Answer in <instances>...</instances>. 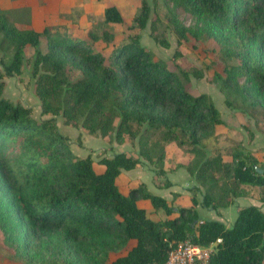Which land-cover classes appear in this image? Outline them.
I'll return each instance as SVG.
<instances>
[{"label":"trees","instance_id":"1","mask_svg":"<svg viewBox=\"0 0 264 264\" xmlns=\"http://www.w3.org/2000/svg\"><path fill=\"white\" fill-rule=\"evenodd\" d=\"M168 1L167 17L179 39L191 33L216 44L224 67L223 73H214L213 83L224 104L247 116L225 97L230 93L264 114V0ZM178 8L191 14L196 25L185 27L174 12ZM151 15V4L141 0L129 29H145ZM122 22L118 8L106 6L101 31L93 26L81 37L65 28L39 32L19 27L0 8V51L9 50L10 56L6 61L0 55L4 244L27 263L59 257L64 264H147L163 263L170 247L185 238L201 245L221 238L210 264H264V212L259 207L240 208L231 227L202 217L197 209L220 213L246 184L257 187L264 200V173L256 171L264 169V161L241 142L208 150L204 140L219 137L215 129L225 121L211 96L188 89L190 76L200 79L203 73L169 69L142 45L140 34L114 44L109 24ZM151 27L153 38L168 48L169 41L156 35L153 19ZM27 46L34 50L30 73L40 119L32 118L30 107L3 96L5 78L22 72ZM58 115L87 135L129 144L133 153L101 156L104 169L97 172L91 154L71 151L70 139L57 126ZM248 132L252 136L249 127ZM171 145L189 157L183 166L193 189L201 192L200 201L193 195L190 206L174 205L151 193L143 181L126 194L120 190L116 179L121 172L143 165L153 167L155 186L170 187L165 162ZM140 200H149L151 211L162 216L150 217ZM131 241L125 254L109 257V251Z\"/></svg>","mask_w":264,"mask_h":264},{"label":"rangeland","instance_id":"2","mask_svg":"<svg viewBox=\"0 0 264 264\" xmlns=\"http://www.w3.org/2000/svg\"><path fill=\"white\" fill-rule=\"evenodd\" d=\"M152 7V15L151 21H148V24L145 29L139 30L138 28H130L129 26L132 23L133 15L138 11L141 0H73L69 3V7L64 10H48V9H39L36 15L39 17H45V23H35L32 27L29 22V12L21 9H16L11 4V9L6 8L2 9L4 13H6L9 19L17 24L19 27L24 28H33L39 30L41 32L44 27L49 30L55 32L57 30H61L63 28L67 29V31L74 36L86 37L87 32L90 28L96 27L98 31H101V24L103 20V11L105 6L114 5L120 11L123 22L122 23H110L109 29L114 33L113 43L120 44L125 42L128 35L131 34H140V41L142 45H144L154 56L155 59H161L166 62L169 69L173 71H178L179 69H185L189 71H201L203 73L202 78H195L193 75L190 76V83L188 86L189 91L197 95L199 93H207L209 96L213 98L216 102L217 106L223 109L225 117L227 119L230 118L229 108L224 104V96L218 89V85L214 84V73L219 72L223 73L224 63L220 58L218 49L216 44L206 39L205 37H198L192 35L191 33H187V38L179 39L178 34L176 33L174 27L170 23L167 14L168 11L172 8V4L166 2V0H147ZM10 6V4L8 5ZM54 12V13H53ZM178 19L182 22L185 27H193L196 25V19L189 13L184 10L178 8L174 10ZM27 15V16H26ZM155 15H157L155 17ZM152 19L155 25L156 35L158 37L166 38L169 41L170 46L165 48L161 43L157 42L155 38H153L151 31V22ZM40 20V19H39ZM38 22V21H37ZM100 44L95 46L100 49ZM41 49L45 48V39L41 37ZM109 48L104 50V53H108ZM6 57V61L9 60V50L0 51ZM34 50L32 47L27 46L25 48V59L26 62L20 74H14L11 77H6L5 87L3 89V96L9 98L14 103H20L24 106L30 107L32 109V118L40 119V106L39 99L37 98L34 92V77L30 73V67L32 64ZM225 97L228 98L229 102L237 108V110L242 112H248L247 116H244L239 113L233 116L238 115L233 119L236 123H241L244 127L243 130H247L248 127L252 131V129L256 132L264 133V114H262L261 110L253 109L248 107L246 104H242L238 98L228 93ZM251 113H253L251 115ZM252 116V117H251ZM47 118L46 116H42ZM231 120V119H230ZM56 123L58 128L61 130L63 134H65L70 140L72 139L76 144L81 145L84 140V135H87L81 132L80 128L73 127L69 125H65L63 123V119L61 116H56ZM252 128V129H251ZM225 127L221 126L218 128V133L224 132ZM248 131V130H247ZM249 134V133H248ZM220 135V134H219ZM88 136V135H87ZM226 139V138H225ZM216 140L217 143L223 144L227 141L224 140L223 136H219L216 139H205L204 144L207 147L211 148L214 144L213 142ZM88 145L91 146L89 149L92 154L94 163V169L97 172H100L104 169L102 164L98 163V160L101 158V155L108 151V145L98 137L89 136L87 141ZM230 143V142H229ZM107 145L106 147L101 146ZM233 145V144H232ZM231 145V146H232ZM175 147V146H170ZM175 149L171 150L169 153V158H167V163L169 168L170 177L173 178L178 184L177 186L183 188L185 191H188V194L178 193L177 194V206H182L181 204L192 203L191 196H196L199 194L202 198L201 193L195 191L193 189V180H189L187 185L184 184L180 186L186 180V174L182 170H179L180 162L185 161V156L177 157V152ZM180 153H183L180 150ZM179 161V162H178ZM182 172V173H180ZM145 176V175H143ZM145 179V177H143ZM147 179V178H146ZM140 181L139 179H135L137 183ZM149 182V180H146ZM127 180L123 176H119L117 178V184L120 190L123 193H128L129 185L126 184ZM154 194L164 195V190H159L158 188L151 187ZM139 206L146 208L150 217L156 219L159 216H162L159 211H151L152 205L149 200H140ZM176 205V204H175ZM201 209V208H200ZM204 214V211H201ZM134 243L131 241L127 245L120 246L112 251H109V257L114 258L119 255L125 254L130 246ZM0 264H64L59 257L48 258L42 262L33 261L31 263H27L15 256V251L13 247H9L4 244L2 239V233L0 231Z\"/></svg>","mask_w":264,"mask_h":264},{"label":"crops","instance_id":"3","mask_svg":"<svg viewBox=\"0 0 264 264\" xmlns=\"http://www.w3.org/2000/svg\"><path fill=\"white\" fill-rule=\"evenodd\" d=\"M72 1L73 0H0V8H2V9L10 8L11 9V7H12L11 4H12L16 9L26 10L27 12L29 10L32 11V12H29V15H28L29 20H31V22H29L30 26H28V27H32L35 23H40V24L45 23V17L42 16V17L38 18L36 16V15H38L37 11L39 9H48V10H57V11L58 10H64V9H67V7H69L68 4L71 3ZM9 4H10V6H8ZM34 30H36V29H34ZM36 31H39V30H36ZM221 110H222V117L225 121V124L217 126L215 129V134H217V135L220 134V136H223L224 140L227 142H225L223 144H219L215 140L213 142L214 145L211 148L207 147L208 150L212 151V149L214 148L215 145H218L219 147H226V146H231L232 144L234 145L235 143L241 142V145L243 146L245 151H248L251 155L257 157L259 160L264 161V133L256 132L251 128L252 129V136H250L248 134L249 132L247 131L248 129L243 130L244 126L241 123H236L235 121H233V119H235V117H237L239 115L238 111H234V109H230L229 110L230 118L227 119L225 117L223 109H221ZM235 114H238V115L233 116ZM221 126H224L225 130L222 133H218V128H220ZM89 136H91V135H88V136L84 135V140H83V143L81 145L76 144L72 139L69 140L71 151L78 156H86L88 154H91L89 152L90 151L89 149L91 148V146L88 145V143H87ZM98 138L100 140H102V142H104L103 144H105V143L107 145L109 144L108 145V147H109L108 151L103 153L101 156H104V155L111 156L113 153L121 152V151H125L127 153H133V150L129 144L117 145L115 143H108L105 139H102L100 137H98ZM107 145H104V146L102 145L101 147H106ZM172 149L174 150L175 147H169L168 148L167 155H166V162H165V169L168 171L167 176L172 183V185L170 187L158 188L157 186H155L153 184V181H152V178H153V170L152 169H153V167L151 165H143L141 167H136V168L131 169V170H123L119 176L125 177V179L127 180L126 184L129 185L130 183H132L131 186L136 185L135 179H139L140 181H143L147 185V189L153 194H154V192H153V190H151L152 189L151 187L158 188L159 190H164L165 191L164 195L163 194L162 195L158 194V195L161 197H164L165 199H167L169 201H173V204L177 205V201H176V199L178 197L177 194L178 193L184 194L183 193V191H184L185 194L187 195L188 191H185L183 188L178 187L177 186L178 183L173 178L170 177L171 174L169 173V168H168V165H166V163L168 160L167 158H169V153L171 152ZM176 152L178 155L177 157H182L184 155L185 159H186L185 161L180 162L181 165H178L179 166L178 171L182 170L184 172V174H186L185 182L180 185V186H182L184 184V187H185V185H187L189 180L192 179V177L189 175V173L186 171V169L183 166V164L188 161L189 157L187 155H185L184 153H180V149H178V148L176 149ZM262 166H264V163ZM257 168L262 169V173H260V174L264 173V169L262 167H257ZM180 173H182V172H180ZM143 175H145V176H143ZM143 177H145V179H143ZM146 180H149V182ZM116 182H117V179H116ZM193 184H194V181H193ZM243 187L245 188L243 193L241 195L237 196L234 199L232 204H230L229 206H227L225 208L220 209V213H218L216 210L203 208L200 205H198L197 209L199 211V214L202 217L220 220L227 227H231L237 218L239 209L242 207L254 205V206L259 207L261 209V211L264 212V200L260 199V196L258 194V188L252 187L249 184L243 185ZM199 193H201V192H199ZM197 199L199 201L201 200V196L199 194H197ZM181 205L182 206H190L191 204L190 205L181 204ZM201 211H204V214H202Z\"/></svg>","mask_w":264,"mask_h":264},{"label":"built area","instance_id":"4","mask_svg":"<svg viewBox=\"0 0 264 264\" xmlns=\"http://www.w3.org/2000/svg\"><path fill=\"white\" fill-rule=\"evenodd\" d=\"M220 241L221 238H218L209 245H201L185 238L170 247L163 263L147 264H210L211 256Z\"/></svg>","mask_w":264,"mask_h":264},{"label":"water","instance_id":"5","mask_svg":"<svg viewBox=\"0 0 264 264\" xmlns=\"http://www.w3.org/2000/svg\"><path fill=\"white\" fill-rule=\"evenodd\" d=\"M256 170H257L259 173H262V169H258V168L256 167Z\"/></svg>","mask_w":264,"mask_h":264}]
</instances>
